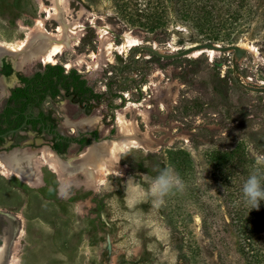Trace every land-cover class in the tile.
<instances>
[{
    "label": "rangeland",
    "instance_id": "rangeland-1",
    "mask_svg": "<svg viewBox=\"0 0 264 264\" xmlns=\"http://www.w3.org/2000/svg\"><path fill=\"white\" fill-rule=\"evenodd\" d=\"M248 11V23L230 40L247 49L235 68L233 51L172 59L135 51L154 45L172 53L210 40L181 25L165 37L129 29L112 0H0V41L23 37L37 21L52 32L63 22L76 29L71 48L51 63L75 68L102 94L89 112L64 96L45 104L60 134L76 137L63 153L51 134L29 132L20 150L27 162L2 159L14 173L9 190L0 180V200L10 198L12 210L11 220L2 219L0 254L7 252L0 264H264V201L254 208L242 196L249 175L264 171V93L238 81L264 85V0H248ZM0 57V68L7 61L28 75L48 63L20 69L14 55ZM7 79L14 81L8 89L0 81L2 98L18 84L16 73ZM164 168L186 188L163 207L125 196L127 184L146 191Z\"/></svg>",
    "mask_w": 264,
    "mask_h": 264
},
{
    "label": "trees",
    "instance_id": "trees-1",
    "mask_svg": "<svg viewBox=\"0 0 264 264\" xmlns=\"http://www.w3.org/2000/svg\"><path fill=\"white\" fill-rule=\"evenodd\" d=\"M112 4L114 13L127 28L154 37L168 36L172 28L181 25L210 41L231 44L232 37L242 32L249 19L248 0H112ZM140 50L144 51L141 47L135 51ZM137 58L130 59L135 62ZM20 77L24 85L16 87L14 92L28 95V101L64 96L85 105L89 112L102 95L75 68L67 71L61 64L48 62L34 73ZM106 85L111 92L112 83ZM86 133L90 132L82 135ZM255 232L252 228L250 239L253 240ZM258 249L256 243V249L250 253L254 263Z\"/></svg>",
    "mask_w": 264,
    "mask_h": 264
},
{
    "label": "flooded vegetation",
    "instance_id": "flooded-vegetation-1",
    "mask_svg": "<svg viewBox=\"0 0 264 264\" xmlns=\"http://www.w3.org/2000/svg\"><path fill=\"white\" fill-rule=\"evenodd\" d=\"M19 71L20 70H17L15 72L12 65L7 61H3L0 68V77L8 80L7 77L16 73L18 78V84L11 87L9 93L5 97L2 98V96H0V180L3 179L6 181L4 186L8 190L11 188L14 170L7 161L4 162L2 159L9 160L13 151L23 150L24 147L22 146L28 145L29 132L37 134L47 132L51 134L54 138L53 147L59 153H63L67 146L73 142L70 136L60 134L57 130V122L54 118V113L45 107V104L48 103L49 100H54V98H48L42 101L40 99L28 101V95H21L14 92L16 87L24 85V81H22L20 75H28ZM10 86L11 85H8L6 89ZM86 135L88 134H85V136ZM31 147L35 148L34 145H31ZM15 175L18 176L17 173ZM2 194V185H0V198ZM10 207V198H8V202L5 201L4 204H2L0 200V230L7 228V226L2 223L4 222L3 220H5V222L11 220L10 214L12 210ZM7 212L9 215L6 214ZM1 236L2 234L0 233V237Z\"/></svg>",
    "mask_w": 264,
    "mask_h": 264
},
{
    "label": "bare ground",
    "instance_id": "bare-ground-1",
    "mask_svg": "<svg viewBox=\"0 0 264 264\" xmlns=\"http://www.w3.org/2000/svg\"><path fill=\"white\" fill-rule=\"evenodd\" d=\"M40 6H42V5H40ZM56 19L59 20V22H61V23L63 22V17L60 14H58L56 16ZM77 35H78V32L76 31V29H74L70 25L69 26L66 25V23H64V22H63V25L57 29V31L52 32V31H49L47 29V27L45 26L44 23H42L41 21H37L36 24L34 25V27H31V28L27 29V31H25V35L23 37L16 39L15 41H12V42L0 41V56H2V54H5V53L14 55L15 56V58H14L15 66L17 68L20 67V69H23V67L26 65L32 64L37 59H41V60L45 59L51 63L52 60H55L57 54H60V52H63L65 50H68L71 48L70 46L73 43L74 39L77 37ZM131 41H132V39H130L128 37L125 40V42H127V43H130ZM0 81L1 82L5 81V84L7 83V85H12L14 79H12L11 81H6L4 79H1ZM91 120H92L91 117H88V122ZM89 150H91V149H89ZM85 151L87 152V150H85ZM86 152H84V153H86ZM112 152H113V150H112ZM16 158L19 161H26L27 162L28 156L26 155V153H23L20 150H16L11 154L9 160H14ZM99 159H101V158H99ZM57 164L59 165V162ZM68 164L72 165L71 163H65L64 167L68 168V166H69ZM21 172L26 177V179H28L32 182H37L38 179L33 174L32 169L29 168L28 170H24V168H23V169H21ZM26 179H24V180H26ZM3 251H2V255L1 254L0 255H1V257L4 258V255H6L7 249H5ZM13 261H15V257L13 258Z\"/></svg>",
    "mask_w": 264,
    "mask_h": 264
},
{
    "label": "clouds",
    "instance_id": "clouds-1",
    "mask_svg": "<svg viewBox=\"0 0 264 264\" xmlns=\"http://www.w3.org/2000/svg\"><path fill=\"white\" fill-rule=\"evenodd\" d=\"M131 179V178H129ZM264 171L259 168L249 175L242 186L243 202L254 208H258L260 201H264ZM186 188L185 181L174 169L164 168L158 171L157 175L149 182L146 191L131 188L128 184L126 195L131 197L134 204L148 203L156 209H160L166 203L165 198L176 192L182 193ZM61 192V195H65Z\"/></svg>",
    "mask_w": 264,
    "mask_h": 264
},
{
    "label": "water",
    "instance_id": "water-1",
    "mask_svg": "<svg viewBox=\"0 0 264 264\" xmlns=\"http://www.w3.org/2000/svg\"><path fill=\"white\" fill-rule=\"evenodd\" d=\"M142 50L149 51L161 58H167V59H172V58H177V57H182L186 56L196 50H201V49H213L221 52H227V51H233L234 52V67L237 68L236 64V58L241 59L242 57H245L247 54V49L241 46L240 44L232 43V44H218L213 41H206L202 43H196L192 44L186 48H183L177 52H163L162 50L156 48L154 45H146L141 47ZM239 83L247 90L253 91V92H258V93H264V85H250L246 84L244 81H242L240 78H238ZM3 246V244L1 245ZM0 246V247H1ZM6 264H10V258L7 259Z\"/></svg>",
    "mask_w": 264,
    "mask_h": 264
}]
</instances>
